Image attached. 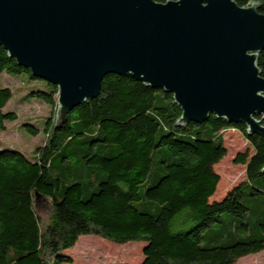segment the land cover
I'll use <instances>...</instances> for the list:
<instances>
[{"label":"trees","instance_id":"trees-1","mask_svg":"<svg viewBox=\"0 0 264 264\" xmlns=\"http://www.w3.org/2000/svg\"><path fill=\"white\" fill-rule=\"evenodd\" d=\"M234 1L256 3L264 15V0ZM257 64L264 78V49ZM2 73L38 81L27 98L54 111L41 130L23 125L29 135H43L31 154L0 144V264H71L64 252L84 236L142 243L140 264H235L264 252V138L215 116L179 125L181 109L171 94L115 75L56 129L57 87L0 46ZM13 95L0 86V131L17 120L14 109L4 111ZM227 129L238 130L252 154L235 158L245 166L244 181L210 202ZM35 193L51 202L47 221L35 212Z\"/></svg>","mask_w":264,"mask_h":264},{"label":"water","instance_id":"water-1","mask_svg":"<svg viewBox=\"0 0 264 264\" xmlns=\"http://www.w3.org/2000/svg\"><path fill=\"white\" fill-rule=\"evenodd\" d=\"M0 46L33 77L57 87L56 129L115 75L171 94L181 109L179 125L215 116L264 138L257 64L264 15L256 3L0 0Z\"/></svg>","mask_w":264,"mask_h":264},{"label":"rangeland","instance_id":"rangeland-1","mask_svg":"<svg viewBox=\"0 0 264 264\" xmlns=\"http://www.w3.org/2000/svg\"><path fill=\"white\" fill-rule=\"evenodd\" d=\"M0 86H8L14 93L13 99L6 104L4 111L14 109L17 114V120L7 123L5 130L0 131V144L4 149H20L29 155L34 147L40 144L43 135L40 131L37 136H31L23 125L34 123L41 130L44 119L54 110L43 102L27 98V92L40 88L41 84L38 81H28L26 74L2 73ZM222 137L226 155L213 166L214 172L219 176V183L210 202L222 200L231 189L244 181L245 166L235 163L234 158L247 150L252 154L248 142L238 130L227 129L222 132ZM34 209L42 221H47L51 215L52 205L45 197L35 198ZM142 250V243L117 245L98 237L84 236L64 254L72 260L71 264H140L143 259ZM235 264H264V252L244 257Z\"/></svg>","mask_w":264,"mask_h":264}]
</instances>
